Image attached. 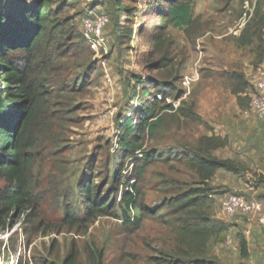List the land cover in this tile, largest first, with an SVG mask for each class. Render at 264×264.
I'll return each mask as SVG.
<instances>
[{"label": "rangeland", "instance_id": "obj_1", "mask_svg": "<svg viewBox=\"0 0 264 264\" xmlns=\"http://www.w3.org/2000/svg\"><path fill=\"white\" fill-rule=\"evenodd\" d=\"M33 1L26 2L31 5ZM245 1L252 14L244 7ZM49 4L58 15L51 19L29 70L32 82L39 84L40 97L36 121L40 131L30 177L34 199L32 208L14 213L10 226L0 225V264L62 263L71 250L77 251V264H94L91 251L102 255V264H155L154 258L174 245L175 215L170 214L167 202L192 192L194 197L212 200L209 213L207 209L212 217L221 212L223 196L232 193L200 184L185 159L204 126L196 107L201 92L238 85L222 77L225 71L218 67L231 65L234 71L249 73L248 69L264 61V55L254 52V44L239 48L234 37L240 27L254 23L258 9L264 13V0H193L194 21L188 28L170 24L158 0H49ZM88 7L108 17L100 45H91L80 32ZM157 38L166 41L159 49L154 46ZM162 53L171 58L167 66L156 65ZM11 57L19 65L26 59L22 52ZM248 80L246 92L251 89V75ZM143 87L150 93L167 90L168 101L176 109L163 112L155 133L144 138L143 149L167 159L149 166L148 175L138 184L145 207L156 210V215L131 211L139 218L138 227L124 224L123 216L65 225V203L73 204L81 214L77 186L84 178L92 177L102 193L111 192L120 125L141 112ZM244 99L248 104L249 97ZM121 161L123 179L117 201L134 178L131 160ZM8 188L0 179V195ZM251 198L264 210V195ZM257 214V232L248 236L247 257H242L239 244L246 229L236 221L253 214L212 218L225 232L207 243L206 258L213 264H264V225L259 224Z\"/></svg>", "mask_w": 264, "mask_h": 264}, {"label": "trees", "instance_id": "obj_2", "mask_svg": "<svg viewBox=\"0 0 264 264\" xmlns=\"http://www.w3.org/2000/svg\"><path fill=\"white\" fill-rule=\"evenodd\" d=\"M27 0H0V179L8 184V189L0 195V225L9 226L14 213L32 208L31 174L36 162L34 148L37 144L39 127H36L40 111L39 84L32 82L30 63L49 31L51 19L58 15L52 9L49 0H34L29 5ZM159 9L168 22L175 27L188 28L193 24V0H158ZM164 5V7H163ZM261 9L255 13L254 23H248L242 31L241 42L251 41V30L264 27ZM125 36V35H124ZM258 36V35H256ZM165 40L157 38L155 48L159 49ZM25 54L26 65H19L12 54ZM156 63L167 66L171 61L166 54ZM31 59V60H30ZM229 82L233 94L243 93L247 80L242 72L220 73ZM251 83V80H250ZM172 85V84H171ZM170 85V86H171ZM157 96H160L158 98ZM167 90L158 88L153 93L143 87L140 97L144 100L141 112L136 119L122 120V131L118 141L117 161L112 169V190L102 193L92 177H86L77 186L81 214L73 204L65 203L62 221L65 225L78 222L91 223L98 217L123 216L124 224L139 226V218L131 215L137 209L143 214L156 215V210L145 207L138 184L148 175V167L167 160L162 153L143 149L144 138L152 136L161 123V114L176 111L167 101ZM239 105H245L244 97L238 96ZM180 110V109H179ZM198 118V117H197ZM200 119V118H199ZM220 139L216 137L199 138L197 146L186 156L188 166L196 173L200 184L208 185V180L218 168L230 166L227 160H218L208 153L210 146H215ZM131 160L133 182L120 191L116 200L118 187L122 183L123 161ZM85 177V176H84ZM192 192L167 202L174 214V245L170 250L161 251L162 256L154 258L155 264H213L206 258V245L213 236L223 235L225 230L212 217V200L203 196H193ZM114 194V196H112ZM189 196H192L189 198ZM120 211V214L116 210ZM29 215V212L27 213ZM168 217H164L166 219ZM240 253L248 256L247 241L239 237ZM94 264H102V255L89 253ZM39 264H77V251L71 250L62 263L41 260Z\"/></svg>", "mask_w": 264, "mask_h": 264}, {"label": "crops", "instance_id": "obj_3", "mask_svg": "<svg viewBox=\"0 0 264 264\" xmlns=\"http://www.w3.org/2000/svg\"><path fill=\"white\" fill-rule=\"evenodd\" d=\"M249 11H251L249 14H252L251 8ZM262 14L264 16V13ZM245 28L243 25L234 33L237 47L244 48L254 44V52L258 53L260 57L263 56L264 27L261 29L253 28L251 32L254 35L250 37L251 41L241 42L240 37ZM220 66L218 69L225 71V73H232L236 69L231 65L223 64ZM253 69H248L249 73L245 70L244 72L241 71L247 82H249L248 77ZM238 96L248 97V92L245 89L243 93L236 95L231 92L229 87L226 91L220 88H207L201 92L196 104L198 107L197 114L204 124L200 138L216 137L220 139V142L218 141L215 146L211 145V148H208V153L218 160H227L231 163L228 167L216 169L208 180V184L214 188H219L216 190H223L224 188L232 192H243L248 197L245 198L252 199L251 197L255 194L260 197L264 195V124L263 121H261L262 124L257 123L255 115L249 109V103L243 106L239 105ZM250 178L252 179L249 181L250 183L244 181L250 180ZM220 215L226 216L221 211L217 215H212V218ZM255 217L256 213H253L244 221H236L239 228L246 229L243 231L246 241H248L249 235L254 236L257 232ZM259 224L261 223L259 222Z\"/></svg>", "mask_w": 264, "mask_h": 264}, {"label": "built area", "instance_id": "obj_4", "mask_svg": "<svg viewBox=\"0 0 264 264\" xmlns=\"http://www.w3.org/2000/svg\"><path fill=\"white\" fill-rule=\"evenodd\" d=\"M244 7L250 9V3L244 2ZM108 22L107 14L104 12H96L93 9L86 8L80 20L81 35L91 45L96 46L101 44L103 29ZM160 98V96H157ZM249 109L255 117L264 122V61L251 73V89L248 92ZM168 101V100H167ZM262 205L255 199H247L244 196L232 192L223 196L221 201V211L228 216L248 215L258 213V220L264 225V210ZM231 243L230 238L227 239ZM245 264H253L247 262Z\"/></svg>", "mask_w": 264, "mask_h": 264}]
</instances>
